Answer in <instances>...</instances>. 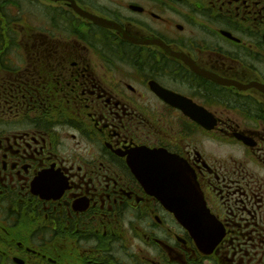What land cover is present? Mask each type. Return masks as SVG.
Returning <instances> with one entry per match:
<instances>
[{"label":"flooded vegetation","instance_id":"af4514ba","mask_svg":"<svg viewBox=\"0 0 264 264\" xmlns=\"http://www.w3.org/2000/svg\"><path fill=\"white\" fill-rule=\"evenodd\" d=\"M141 149L195 172L211 254ZM0 264H264V0H0Z\"/></svg>","mask_w":264,"mask_h":264},{"label":"water","instance_id":"95a60500","mask_svg":"<svg viewBox=\"0 0 264 264\" xmlns=\"http://www.w3.org/2000/svg\"><path fill=\"white\" fill-rule=\"evenodd\" d=\"M131 162L138 165L135 174L146 193L174 215L201 252L211 253L225 230L205 206L195 172L163 150H138Z\"/></svg>","mask_w":264,"mask_h":264},{"label":"rangeland","instance_id":"374dc122","mask_svg":"<svg viewBox=\"0 0 264 264\" xmlns=\"http://www.w3.org/2000/svg\"><path fill=\"white\" fill-rule=\"evenodd\" d=\"M22 11L24 12L23 9H22ZM28 25H29V23L25 24V25H22V28H23L24 31L30 29V28H28ZM18 28L20 29L21 27L19 26ZM213 141H214V139H211V138H208V137H206L204 139V146H205L206 150L213 151L215 149L214 148V144L215 143H213ZM218 148H219V153H221L222 155H224V154L228 155L230 152H232L234 150V147L229 145L228 143H226L222 138L220 140ZM239 155H241V151L237 150V156H239Z\"/></svg>","mask_w":264,"mask_h":264}]
</instances>
